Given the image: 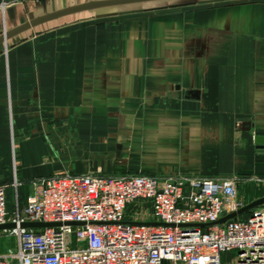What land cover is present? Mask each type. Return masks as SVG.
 Wrapping results in <instances>:
<instances>
[{"label": "crops", "instance_id": "0c3cea01", "mask_svg": "<svg viewBox=\"0 0 264 264\" xmlns=\"http://www.w3.org/2000/svg\"><path fill=\"white\" fill-rule=\"evenodd\" d=\"M104 1L0 0L8 205L63 173L264 177V0Z\"/></svg>", "mask_w": 264, "mask_h": 264}, {"label": "built area", "instance_id": "2783aa9c", "mask_svg": "<svg viewBox=\"0 0 264 264\" xmlns=\"http://www.w3.org/2000/svg\"><path fill=\"white\" fill-rule=\"evenodd\" d=\"M248 179L260 192L250 201L264 198V177ZM236 184V178L63 173L34 182L10 208L7 185L0 184V224L14 223L0 235L15 237V247L0 245V264H264V202L217 223L250 202L237 197ZM226 253L230 261L221 262Z\"/></svg>", "mask_w": 264, "mask_h": 264}, {"label": "rangeland", "instance_id": "374dc122", "mask_svg": "<svg viewBox=\"0 0 264 264\" xmlns=\"http://www.w3.org/2000/svg\"><path fill=\"white\" fill-rule=\"evenodd\" d=\"M180 176H193V175H186V174H174V175H165L164 177L160 178H167V177H180ZM195 177V176H194ZM243 178L238 179V176H231L227 178L234 179L236 178L237 184H236V193L237 197L242 199V201H248L254 196L259 194V188L257 185L254 184V182L251 179H248L247 176H242ZM248 179V180H247ZM0 245L2 249H5V246L11 245V247H15V237H5L2 233L0 235ZM231 255L229 253L222 254L221 255V262H229L231 259Z\"/></svg>", "mask_w": 264, "mask_h": 264}, {"label": "water", "instance_id": "95a60500", "mask_svg": "<svg viewBox=\"0 0 264 264\" xmlns=\"http://www.w3.org/2000/svg\"><path fill=\"white\" fill-rule=\"evenodd\" d=\"M122 1H128V0H114V1H104L105 3L110 2H122ZM4 38V36L0 37V40ZM194 91H192L193 93ZM246 124V123H245ZM262 139L260 137H254V142L258 144V142H261ZM259 146V145H258ZM262 146V145H260ZM264 202V198H258L253 201H250L249 203L245 204L243 207L237 209L236 211L230 212L228 214H223L222 217H220L217 221V223L223 222L225 220L234 219L235 216L241 212L249 211L251 207H254L256 205L261 204ZM137 224H142L140 222H136ZM56 223H45V222H24L21 225L26 227H41V226H48V225H55ZM157 224V223H152ZM14 223L7 222L4 224H0V230L4 228H10L13 227Z\"/></svg>", "mask_w": 264, "mask_h": 264}, {"label": "trees", "instance_id": "16d2710c", "mask_svg": "<svg viewBox=\"0 0 264 264\" xmlns=\"http://www.w3.org/2000/svg\"><path fill=\"white\" fill-rule=\"evenodd\" d=\"M10 207H11V206H9V208H10ZM245 216H246V214H243V215H242V217H245Z\"/></svg>", "mask_w": 264, "mask_h": 264}]
</instances>
